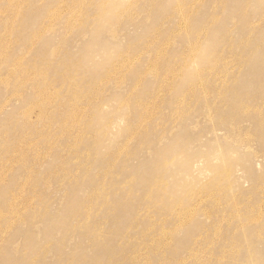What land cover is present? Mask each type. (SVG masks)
<instances>
[{
	"label": "rangeland",
	"instance_id": "rangeland-1",
	"mask_svg": "<svg viewBox=\"0 0 264 264\" xmlns=\"http://www.w3.org/2000/svg\"><path fill=\"white\" fill-rule=\"evenodd\" d=\"M0 264H264V0H0Z\"/></svg>",
	"mask_w": 264,
	"mask_h": 264
}]
</instances>
